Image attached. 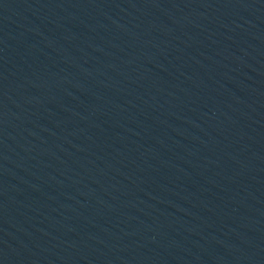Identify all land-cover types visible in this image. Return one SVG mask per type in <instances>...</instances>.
<instances>
[{
	"label": "water",
	"instance_id": "water-1",
	"mask_svg": "<svg viewBox=\"0 0 264 264\" xmlns=\"http://www.w3.org/2000/svg\"><path fill=\"white\" fill-rule=\"evenodd\" d=\"M0 264H264V0H0Z\"/></svg>",
	"mask_w": 264,
	"mask_h": 264
}]
</instances>
